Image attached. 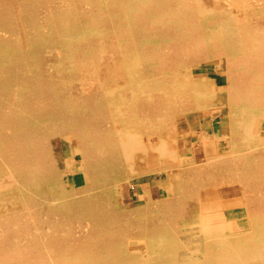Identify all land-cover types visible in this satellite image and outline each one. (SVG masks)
<instances>
[{
  "label": "bare ground",
  "instance_id": "6f19581e",
  "mask_svg": "<svg viewBox=\"0 0 264 264\" xmlns=\"http://www.w3.org/2000/svg\"><path fill=\"white\" fill-rule=\"evenodd\" d=\"M223 108L228 135L178 122ZM262 120L264 0H0V264H264ZM160 172L164 200L116 208Z\"/></svg>",
  "mask_w": 264,
  "mask_h": 264
},
{
  "label": "rangeland",
  "instance_id": "374dc122",
  "mask_svg": "<svg viewBox=\"0 0 264 264\" xmlns=\"http://www.w3.org/2000/svg\"><path fill=\"white\" fill-rule=\"evenodd\" d=\"M225 70H226L225 67L219 68L214 63L213 64L211 63V64L204 65L203 67L197 69L195 71L196 72L195 74L198 78H207L211 82L218 83L219 86H224L226 84V75L224 73ZM200 114L199 115L189 114L186 117L180 116V119L178 120V122L182 130L189 131L188 129L190 128H188V125H189L187 123L188 121L192 125V129L189 131L191 132V135L194 134L195 132L196 133H200V132L213 133V134H217V136L221 135L222 133L225 135L229 134V124H228L229 118H228L227 108H223L222 112L211 113L210 111H208V112H203L201 115ZM200 123L203 124L202 127L199 126ZM260 130L264 135V120H262L260 124ZM147 142H150V140L147 139ZM136 146L139 147L141 145L137 144ZM180 146L183 147V149H185V152L182 155L183 157L182 164L184 167H188L189 165L192 166V164H195L193 156H197L198 159L201 158L203 149H202V146H200V144L197 142L196 137H193L192 140H190L189 136H184L181 139ZM67 159L69 160L68 162L72 163V165L74 164L75 167L76 165H80L83 167L85 166L80 158V151L77 148H73L71 153L67 156ZM61 171H62V174L64 175L63 180L69 182V185L71 186L75 185V187L78 188L83 185L90 184L88 172L84 168L81 173L76 172V171L72 173L71 170L68 169V167L63 168V170ZM131 178L130 177L126 178V180L121 181V183L119 182V184H117L114 187V191H115L114 204L118 210L125 211V212L128 210L134 211V210H137L143 207L149 201L154 204V203L164 200L167 197L169 177L166 172L151 173V174L147 173L145 176L134 175ZM155 186L157 189L155 188ZM154 190L155 191L157 190L156 193ZM232 212L234 215H240L243 213V210H234Z\"/></svg>",
  "mask_w": 264,
  "mask_h": 264
}]
</instances>
